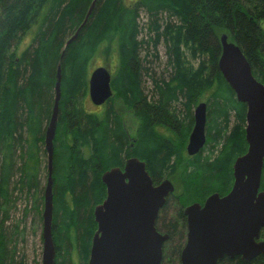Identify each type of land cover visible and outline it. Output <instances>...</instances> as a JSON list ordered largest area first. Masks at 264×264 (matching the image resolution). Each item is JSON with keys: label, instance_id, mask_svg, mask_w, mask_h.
<instances>
[{"label": "trees", "instance_id": "obj_1", "mask_svg": "<svg viewBox=\"0 0 264 264\" xmlns=\"http://www.w3.org/2000/svg\"><path fill=\"white\" fill-rule=\"evenodd\" d=\"M33 1L0 0V264H26L19 251L26 231L23 220L28 215L41 220L45 132L57 65L61 96L52 158L55 264H70L72 249L79 264H87L97 227L93 209L105 198L101 174L132 156L145 163L154 184L180 168V193L167 197L155 221L156 229L168 234L161 264H178L185 242L182 208L213 192L226 193L233 162L247 146L246 106L218 70L220 36L238 45L253 76L264 85V0H38L36 12L27 17ZM142 14L146 22L140 24ZM28 34V46L16 55L12 48ZM160 43L167 61L158 74L150 64L157 61ZM99 44L105 54L112 44L118 53L110 85L114 97L131 98L130 108L141 121L133 138L110 100L101 119L82 105L87 67ZM185 51L198 59L196 67L186 61ZM201 93L208 94L206 143L183 159L182 144ZM156 122L169 125L172 140L152 130ZM16 192L19 196H13ZM172 199L178 206L167 216ZM17 200L24 206L19 220ZM259 237L264 240V228ZM217 264H264V254L247 262L225 256Z\"/></svg>", "mask_w": 264, "mask_h": 264}, {"label": "water", "instance_id": "obj_2", "mask_svg": "<svg viewBox=\"0 0 264 264\" xmlns=\"http://www.w3.org/2000/svg\"><path fill=\"white\" fill-rule=\"evenodd\" d=\"M92 2L86 17L88 16ZM76 33V32H75ZM75 38V34L67 42ZM218 70L238 102L244 103L246 152L232 165L233 182L224 195L212 193L203 204L183 207L185 242L178 264H217L223 257L240 256L247 262L264 254V191L260 190L264 170V85L252 74L244 54L225 34L220 36ZM60 65L54 83V101L45 132L46 184L43 192L41 264H55L52 237L53 140L60 100ZM110 72L97 66L89 73L88 95L94 105L112 96ZM206 104L193 110V126L186 153L195 155L205 144ZM105 198L93 209L97 225L91 238L87 264H161L168 234L155 227L159 210L174 190L168 179L154 184L145 163L128 158L122 168L101 174Z\"/></svg>", "mask_w": 264, "mask_h": 264}, {"label": "rangeland", "instance_id": "obj_3", "mask_svg": "<svg viewBox=\"0 0 264 264\" xmlns=\"http://www.w3.org/2000/svg\"><path fill=\"white\" fill-rule=\"evenodd\" d=\"M131 1L132 0H125V3L130 4ZM37 8H38V0H34L33 3L31 4V6L29 7V10H28L26 16L28 17L31 14H33L34 12H36ZM140 22H141L140 24H142L143 22L144 23L146 22V16L144 14L141 15ZM263 26H264V21H263ZM30 38H31V35L28 34L22 40H20V42H18L16 44V46L14 45L12 50H14V49L16 50L15 51L16 55L28 46L27 44L29 43ZM70 39H71V36L68 37V40H70ZM104 52H105L104 51V45L99 44L97 51L94 53L93 57L91 58V60L89 62V65L87 67L88 68L87 69V73H88L87 74V89L85 92H83V96H82V105H83L84 109L86 110V112L91 113L92 114L91 116H94L97 119H101L103 117L106 105L104 103L101 105H94L91 102L89 95H88L89 73L95 67L103 66L110 72V74L112 76L116 73L117 67H118V64H117L118 53H116V51H115V45L112 44L111 50L109 51V53L105 54ZM156 53H157V57H158L157 61H156V63H154V62L151 63L150 67L153 68V70H155L156 73L161 74V70H163V68L165 69L166 61H167V57H166V53H165V47H164L163 43H160L157 46ZM185 58H186V61L190 65H192L193 67H196L198 65V59L197 60L191 59L190 55L188 54V51H185ZM148 80H146V82L148 85H150V83H148ZM144 93L146 94V96L149 94L148 91H146ZM115 95H116V93L113 92L112 97L109 101L110 107L111 108L113 107L114 109L117 110V112L119 113L118 115H120V117L123 119L126 130L129 131L131 138H133L136 136V132H137L138 127H140V125H141V121L139 122L136 115L134 114V111L130 108V103H128V102L131 100V98L124 96V95H123V97L117 98V97H114ZM207 95H208L207 93H201L199 95V98H197L195 104L193 105L192 114H193L194 107L198 103H200V102L206 103ZM235 122H236V120L233 119V117H232L231 121L229 123V128H230L231 133H233V130L234 131L236 130L235 129V127H236ZM160 123H162V122H160ZM160 123L159 122L153 123L152 130L155 132L158 131V133H160V135L167 136L168 138L171 139L170 131L168 130V128H166V126L169 127L168 124L162 123V124H164V125H162ZM192 126L193 125H191L190 131L192 129ZM190 131H189L188 135L190 134ZM231 133H230V136H232ZM188 135H187L186 140L182 144V146H183V151H182L183 159L188 158V156H192V155H188L186 153V145L188 142ZM205 137H206V128H205ZM205 143H206V140H205ZM246 149H247V146H246ZM246 149L244 150V152H246ZM45 164H46V162H45ZM180 172H181L180 168L176 167L173 171H171L169 173V175L167 177L164 178V179L170 180L174 184L173 185L174 186L173 191H174V193H176L175 195L180 193V185H179L180 182L178 180V178L180 176ZM45 184H46V178H45V180H43V186L44 187H45ZM15 195L19 196V193L16 192L13 194V196H15ZM177 206H178V202L176 204L175 200L173 201V199H172L171 201H169V205H168V209H167V212L169 210V212H168L169 214L167 213V216L168 215L172 216V214L176 210ZM23 207L24 206L22 205V202L17 200L16 201V213H15L16 220H19L23 217V215H22L23 214ZM23 221L26 222L25 224H23V225H26V231H25V233H23L24 237H23V234H21V236L23 238H20L19 251L23 254L24 261L26 264H41L42 219L40 221H38V219L35 218V216L33 217L32 215H28V216H26V218ZM9 223H10V220H7L5 224L9 225ZM70 257H71L70 264H79V261H78L79 259H78V256L76 254L75 249H72ZM175 263H173V264H175Z\"/></svg>", "mask_w": 264, "mask_h": 264}, {"label": "flooded vegetation", "instance_id": "obj_4", "mask_svg": "<svg viewBox=\"0 0 264 264\" xmlns=\"http://www.w3.org/2000/svg\"><path fill=\"white\" fill-rule=\"evenodd\" d=\"M111 77H112V76H111ZM112 94H113V92H112ZM111 97H112V96H111ZM111 97H110L108 100H106L104 104H106V102L109 101V100L111 99ZM168 126H169V125H168ZM166 128H169V127L166 126ZM128 133H129V131H128ZM188 136H189V135H188ZM133 157H134V156L129 157V158H133ZM123 165H124V164H123ZM120 168H122V166H121ZM163 180H164V179H163ZM163 180H162V181H163ZM169 181H170V180H169ZM160 182H161V181H160ZM160 182H159V183H160ZM170 182H171V181H170ZM159 183H157V184H159ZM171 183H172V182H171ZM155 185H156V184H155ZM172 185H174V184L172 183ZM230 188H231V187H230ZM228 191H229V190H228ZM228 191H227V192H228ZM227 192H226V193H227ZM173 193H174V191H173L171 194H173ZM213 193H218V192H213ZM226 193H224V194H226ZM171 194H169V195H171ZM174 194H176V193H174ZM218 194H219V193H218ZM224 194H219V195H224ZM166 199H167V198H166ZM204 200H205V198H204L203 200L196 201V203H199V204L202 205L203 202H204ZM193 203H195V202H193ZM191 204H192V203H191ZM188 205H189V204H188ZM184 207H185V206H184ZM182 209H183V208H182ZM185 221H186V218H185Z\"/></svg>", "mask_w": 264, "mask_h": 264}, {"label": "bare ground", "instance_id": "obj_5", "mask_svg": "<svg viewBox=\"0 0 264 264\" xmlns=\"http://www.w3.org/2000/svg\"><path fill=\"white\" fill-rule=\"evenodd\" d=\"M89 10V9H88ZM88 12V11H87ZM68 43V42H67ZM57 67H58V65H57ZM57 67H56V72H57ZM55 76H56V73H55ZM42 217V216H41ZM42 219V218H41Z\"/></svg>", "mask_w": 264, "mask_h": 264}]
</instances>
